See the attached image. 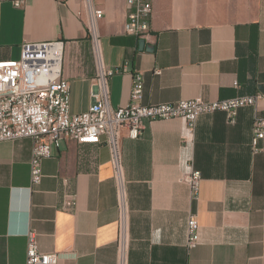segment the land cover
<instances>
[{
    "label": "crops",
    "instance_id": "obj_1",
    "mask_svg": "<svg viewBox=\"0 0 264 264\" xmlns=\"http://www.w3.org/2000/svg\"><path fill=\"white\" fill-rule=\"evenodd\" d=\"M151 37L144 47L125 25L127 0H92L110 80L111 104H127L133 75L144 81V104L203 98L264 96V0H146ZM86 0H0V60H19L24 44L64 42L63 77L71 111L93 102L96 64ZM153 48V49H152ZM162 70L161 74L156 71ZM258 107L201 115L191 131L184 119L145 121L121 152L128 182L131 243L128 264H264V151L254 153ZM264 148V140L260 142ZM33 141L0 142V264H27L28 232L58 264H118V203L105 144L68 140L31 178ZM202 174L198 196L181 178ZM199 244L187 246L190 216Z\"/></svg>",
    "mask_w": 264,
    "mask_h": 264
},
{
    "label": "built area",
    "instance_id": "obj_2",
    "mask_svg": "<svg viewBox=\"0 0 264 264\" xmlns=\"http://www.w3.org/2000/svg\"><path fill=\"white\" fill-rule=\"evenodd\" d=\"M87 28L96 64L94 79L97 92L87 111L72 113L71 85L63 77L64 42L24 44L19 60H0V142L29 138L33 141L31 178L35 185L44 178L43 161L51 158L68 140L81 144H105L111 154L116 179L118 203V264H128L131 243L128 182L125 177L121 138L128 129L131 139H139L145 121L184 119L191 131L201 115L223 112L235 122L238 111L258 107L263 94L237 96L225 100L206 101L203 98L174 103L144 104V81L141 74L133 75V87L127 104L114 108L111 104L110 80L123 71L107 66L103 58L99 22L103 11L86 0ZM134 7L125 25L128 34L138 40L151 37L152 4L146 0H127ZM162 70L158 69L157 74ZM264 115L255 118L252 135L254 153L264 151ZM198 196L202 174L192 170L181 178ZM190 250L199 244L200 223L190 216L187 226ZM58 252H42L38 234L28 232L27 264H58Z\"/></svg>",
    "mask_w": 264,
    "mask_h": 264
},
{
    "label": "water",
    "instance_id": "obj_3",
    "mask_svg": "<svg viewBox=\"0 0 264 264\" xmlns=\"http://www.w3.org/2000/svg\"><path fill=\"white\" fill-rule=\"evenodd\" d=\"M140 44H141L142 47H144L145 44H146V41H145V40H140ZM152 49H153V48H152Z\"/></svg>",
    "mask_w": 264,
    "mask_h": 264
}]
</instances>
